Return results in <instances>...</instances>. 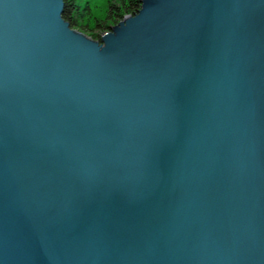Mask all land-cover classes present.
I'll use <instances>...</instances> for the list:
<instances>
[{"label":"water","instance_id":"1","mask_svg":"<svg viewBox=\"0 0 264 264\" xmlns=\"http://www.w3.org/2000/svg\"><path fill=\"white\" fill-rule=\"evenodd\" d=\"M139 3L0 0V264H264V0Z\"/></svg>","mask_w":264,"mask_h":264},{"label":"trees","instance_id":"2","mask_svg":"<svg viewBox=\"0 0 264 264\" xmlns=\"http://www.w3.org/2000/svg\"><path fill=\"white\" fill-rule=\"evenodd\" d=\"M62 18L71 29L81 31L94 40L117 25L124 17L134 16L139 0H63ZM75 3V4H74Z\"/></svg>","mask_w":264,"mask_h":264},{"label":"rangeland","instance_id":"3","mask_svg":"<svg viewBox=\"0 0 264 264\" xmlns=\"http://www.w3.org/2000/svg\"><path fill=\"white\" fill-rule=\"evenodd\" d=\"M75 4V3H74ZM115 26V25H114ZM78 31V30H77ZM79 32H81V31H79ZM108 32V31H107ZM83 33V32H82ZM83 34H85V33H83ZM87 37H89V38H91L90 36H88L87 34H85ZM92 39V38H91ZM92 40H94V39H92ZM94 41H99V40H94Z\"/></svg>","mask_w":264,"mask_h":264}]
</instances>
